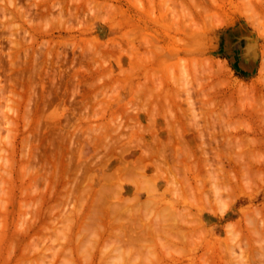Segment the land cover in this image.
Instances as JSON below:
<instances>
[{
  "label": "rangeland",
  "instance_id": "1",
  "mask_svg": "<svg viewBox=\"0 0 264 264\" xmlns=\"http://www.w3.org/2000/svg\"><path fill=\"white\" fill-rule=\"evenodd\" d=\"M7 1L0 0V264H73V261L74 264H147L157 256L163 257L157 258L159 264H264V0ZM16 5L20 6L17 10ZM23 6L27 9H22ZM20 8L27 13H21ZM247 37H255L258 45L256 61L250 66H246L239 54ZM207 60L212 66L215 63L214 69L206 65ZM222 68L223 73L219 71ZM254 86L255 89L259 86L258 91ZM207 89L208 92L215 89L213 92L218 96L213 92L204 96ZM236 90L247 92V100L243 101L246 95L241 96L242 100L236 97L242 94ZM231 92L236 98L233 97V103L230 101L234 99H225ZM253 94L263 98L259 96L260 101L254 96L256 101L253 97L248 100ZM187 96H191L188 101ZM217 98L218 104L214 103ZM252 100L258 101L257 104L251 103ZM168 116L169 119L165 118ZM179 127L182 134L178 133ZM155 133L164 143L157 137L159 144L155 142ZM174 136L184 142L178 138L171 140ZM179 141L186 145L190 142L191 148L187 150L193 151H185L188 145L185 148ZM151 146L156 148V153L151 151ZM138 155L146 158L152 155V159H146L151 160L147 163L141 156L144 167ZM208 155L210 161L209 157L205 160L204 156ZM137 158L143 165L138 161L140 169ZM173 159L175 166L183 160L182 166L178 164L181 168L173 166ZM232 159H238L237 164ZM122 163L129 167L136 165V171L133 167L131 170L136 175L123 173ZM217 166L223 172L218 177ZM239 167L244 169L242 174ZM143 169L145 173H141ZM161 171L162 175L166 173L165 177ZM107 174L111 178L105 179ZM146 174L154 180L158 177L155 184ZM210 174L218 180L210 178ZM172 176H182L186 181L183 179L181 183V178ZM222 177L230 181L223 178L227 183L221 182ZM136 181L145 190H135L132 185ZM103 183L102 194L94 195ZM174 184L182 188L176 190ZM164 187L170 188L169 191H164ZM217 188L221 191H216ZM134 199L141 205L133 208ZM126 203L132 205H126L125 210ZM207 204L217 212L210 211ZM133 209L136 210L133 214L137 212L135 216L131 213ZM241 209L247 212L242 213ZM111 212L120 220L121 216L123 223H133L136 217L134 224L139 221L138 230L142 223L139 219L143 218L146 228L153 227L154 237L153 234L151 237H157L153 245L158 249L150 245L154 239L145 229L139 230L140 237L143 239V234H147L149 238L139 237L135 243L127 238L135 234L132 228L123 240L125 234L115 232L119 229L114 231L107 226V230L100 225L105 218L104 223L116 218ZM124 214L127 219H123ZM148 217L153 224L146 222ZM168 220L178 223H166L173 225L167 227ZM231 224L233 233L239 230L237 241L229 237ZM164 225L168 230L165 231ZM157 226L161 231L159 228L157 231ZM180 226H186L188 231ZM163 235L170 237V241L166 237L161 241ZM181 236H188L189 243L181 245ZM94 237L97 238L92 240ZM69 238L80 240L69 243L66 241ZM231 243L234 249L229 252L227 244ZM233 250L241 260L235 258ZM209 251L213 254L209 255ZM182 253L186 256H181ZM82 254L89 255L84 259ZM149 254L154 257L148 259ZM153 260L150 263L157 264Z\"/></svg>",
  "mask_w": 264,
  "mask_h": 264
},
{
  "label": "bare ground",
  "instance_id": "2",
  "mask_svg": "<svg viewBox=\"0 0 264 264\" xmlns=\"http://www.w3.org/2000/svg\"><path fill=\"white\" fill-rule=\"evenodd\" d=\"M6 1H7V0H6ZM9 1H10V0H9ZM15 1H16V0H14V2H15ZM7 2H8V1H7ZM11 2H12L11 5L14 6L15 3L13 4V1H11ZM11 2H10V3H11ZM17 2H19V1H17ZM16 4H18V3H16ZM19 4H20V3H19ZM21 4H22V3H21ZM21 4H20V5H21ZM22 5H23V4H22ZM22 5H21V6H22ZM16 6H17V5H16ZM14 7H15V6H14ZM19 7H20V6L18 5L17 8H16V10H17ZM23 8L27 9V8L24 7V6L22 7V9H23ZM1 9H2V8H1ZM4 9H5V8H4ZM22 9L20 8L21 13H24L23 11H25V9H24V10H22ZM21 13H20V14H21ZM25 13H27V11H26ZM25 13H24V14H25ZM20 14H18V15L22 17L23 15H20ZM26 16H27V14H26ZM27 17H28V16H27ZM25 18H26V17H25ZM26 19L31 20V18H26ZM256 43H257V42H256L255 37H247V41L245 42L244 46H242V49H241V51L239 52L240 57H241L240 59H243V60L246 62V66H247V65L250 66L251 64H253V63L256 61L257 48H258V47H257L258 45H257ZM258 43H259V42H258ZM257 58H259V57H257ZM45 61H46V60H45ZM210 62H211V61H210ZM219 62H220V61H219ZM242 62H243V61H241V62L239 61V63H241V64H242ZM205 63H206V65H207V63L209 64V61L207 60ZM21 64H23V63H21ZM212 64H213V63H212ZM218 64H219V63H218ZM221 64H223V62H222ZM249 64H250V65H249ZM23 65H25V64H23ZM206 65H205V67H206ZM214 65H215V63H214ZM214 65L212 66L211 64H209V66H212L213 69H214ZM207 66H208V65H207ZM225 67H226V66H225ZM208 68H210V67H208ZM213 69H210V70H213ZM215 69H217V68H215ZM225 69H226V68H225ZM207 70H208V69H207ZM210 70H209V71H210ZM219 71H220L221 73H223V72H222V71H223V68H222V70H219ZM47 72H48V71H47ZM207 72H208V71H207ZM211 72H212V71H211ZM216 72H217V71H216ZM224 72H225V71H224ZM226 72H227V71H226ZM53 73H54V72H53ZM212 73H213V72H212ZM221 73H216V74H218V75L220 74V75H221ZM227 73H228V72H227ZM47 74H50V73H47ZM54 74H56V73H54ZM216 74H215V76H216ZM58 75L60 76V74H58ZM211 75H212V74H211ZM52 76H53V75H52ZM207 76H208V75H207ZM207 76H206V77H207ZM221 76H222V75H221ZM53 77H55V76H53ZM213 77H214V76H213ZM218 77H220V76H218ZM51 78H52V77H51ZM51 78L49 77V80H50ZM208 78H209V77H208ZM52 79H53V78H52ZM52 79H51V80H52ZM215 79H216V77H215ZM216 80H220V78H218V79H216ZM224 81H225V80H224ZM49 82H52V81H49ZM53 82H54V81H53ZM53 82H52V83H53ZM229 82H230V81H229ZM216 83H217V82H216ZM221 83H222V82H221ZM255 83H256V82H255ZM232 84H233V81H232ZM234 84H237V83H234ZM238 84H240V82H239ZM238 84H237V85H238ZM218 85H219V83H218ZM220 85H221V84H220ZM220 85H219V87H221ZM55 86H57V85H55ZM235 86H236V85H235ZM244 86H245V85H244ZM213 87H215V86H213ZM239 87H240V88L242 87L241 84H240ZM257 87H259V86H257ZM257 87H256V89H255V86H254V89L257 90ZM52 88H54V86H53ZM55 88H56V87H55ZM221 88H222V87H221ZM245 89H246V88H245ZM247 89H248V88H247ZM252 89H253V88H252ZM254 89H253V91H255ZM51 90H52V89H51ZM51 90H48V93H49ZM57 90H58V88H57ZM57 90L54 89L53 91L56 92ZM204 90H205V89H204ZM209 90H211V89H209ZM214 90H215V89H214ZM214 90L212 89L211 91L208 92V89H207V90H206V93L203 92V93H204V96H206L207 93H208L207 97L210 96V93L213 92ZM220 90H222V89H220ZM248 90L250 91L251 89L249 88ZM248 90H247V91H248ZM262 90H263V89H262ZM215 91H216V90H215ZM231 91H232V90H231ZM234 91H235V90H234ZM234 91H232V92H234ZM257 91H258V90H257ZM218 92H219V91H218ZM220 92H221V91H220ZM224 92H225V91H224ZM229 92H230V91H229ZM232 92H231V94H232ZM236 92H238V93L241 92V93H242V94H238V95L236 94V97H240V100H242V97H244V96L246 95L245 93H247V92H245V91H243V92H244V93H243L241 90H236ZM56 93H57V92H56ZM166 93H168V91L165 92V95H166ZM213 93H214V92H213ZM249 93H250V92H249ZM171 94H172V93H171ZM205 94H206V95H205ZM215 94H217V96H218V93H217V92L214 93V96H215ZM221 94H222V92H221ZM229 94H230V93H229ZM229 94H228V96H226L225 99L228 100V98H231V99H234V98H235L233 94H232L233 96L230 94L231 97L229 96ZM243 94H244V95H243ZM258 94H260V93H258ZM261 94H262V93H261ZM261 94H260V95H261ZM46 95H47V94H46ZM50 95H51V94H50ZM57 95H58V94H57ZM169 95H170V94H169ZM190 95H191V94H190ZM225 95H227V94H224V96H225ZM239 95H240V96H239ZM260 95H259V96H260ZM43 96H45V95H43ZM47 96L49 97V95H47ZM174 96L176 97V95H174ZM211 96H213V95H211ZM214 96H213V97H214ZM219 96H220V95H219ZM241 96H242V97H241ZM247 96H248V95L245 96L246 99L243 98V101L247 100V98H248ZM254 96H255V97L257 96V97H258V100L261 101V99H259V98H260L261 96H263V95H261V96L259 97L257 94H255V95L253 94V96H251V95L249 96L250 98H249L248 100H250L251 97H253L252 99H255ZM164 97H166V96H164ZM169 97H171V96H169ZM169 97H168V98L166 97V99H169ZM187 97H188V96H187ZM190 97H191V96H189V97L187 98V101H188V99H189ZM227 97H228V98H227ZM233 97H234V98H233ZM176 98H177V97H176ZM205 98H206V97H205ZM215 98H216V97H215ZM220 98L222 99V96H221ZM261 98H263V97H261ZM44 99H45V97L43 98V101H44ZM49 99H50V98H49ZM163 99H164V98H163ZM190 99H191V98H190ZM218 99H219V98H217V102L214 101V103H217V104H218ZM235 99H236V98H235ZM235 99H234V100H231L230 102H232V101L235 102ZM45 100H46V99H45ZM171 100H172V99H171ZM174 100H175L176 102L178 101V100H176L175 98H174ZM192 100H193V99H192ZM211 100H212V102H213L214 99H211ZM41 101H42V99H41ZM169 101H170V100H169ZM190 101H191V100H189V104L191 105V102H190ZM238 101H239V98H238ZM255 101H256V99H255ZM255 101L252 100L251 103H255ZM167 102H168V101H167ZM172 102H173V100L171 101V103H172ZM193 102H194V100H193ZM209 102H210V100H209ZM220 102H221V101H220ZM220 102H219V103H220ZM222 102H223V101H222ZM222 102H221V103H222ZM224 102H225V100H224ZM230 102H227V103L229 104ZM257 102H258V101H257ZM257 102H256L255 104H257ZM262 102H263V101H262ZM169 103H170V102H169ZM171 103H170V105H171ZM225 103H226V102H225ZM225 103H224V104H225ZM232 103H233V102H232ZM232 103H231V104H232ZM239 103H241V101H239ZM259 103H261V102H259ZM210 104H211V103H210ZM212 104H213V103H212ZM217 104H213V105H217ZM231 104H230V105H231ZM242 104H244V103H242ZM242 104H240V105H242ZM163 105H164V104H163ZM167 105H169V104H167ZM208 105H209V104H208ZM235 105H236V104H235ZM237 105H238V104H237ZM258 105H259V104H258ZM171 106H174V103H172ZM227 106H228V105H227ZM231 106H232V105H231ZM167 107H168V106H167ZM191 107H192L193 109H192ZM191 107H190V108L193 110V113H196V112H194V110H195L194 108H195V107H194V106H191ZM236 107H237V106H236ZM238 107H239V106H238ZM240 107H241V106H240ZM164 108H166V105H165ZM171 108H173V107H170V109H171ZM208 108H209V107H208ZM229 108H230V107L228 106V109H229ZM233 108H234V107L232 106V109H233ZM192 110H191V111H192ZM201 110H202V109H201ZM168 111H169V110H168ZM170 111H171V110H170ZM227 111H228V110H227ZM231 111H234V112H235V109H233V110H231ZM231 111L229 110V113H230ZM239 111H240V109H239ZM241 111H244V109L241 110ZM241 111H240V112H241ZM165 112H166V111H165ZM234 112H232V114H233ZM174 114H175V115H174ZM174 114H172V115H174V119H176L177 115H176V113H174ZM169 115H171V112L169 113ZM175 116H176V117H175ZM165 118L169 119V116H168V117H165ZM170 118H171V116H170ZM167 121H168V120H167ZM167 121H166V122H167ZM173 121H174V120H173ZM168 123H169V122H168ZM172 123H173V122H172ZM166 124H167V123H166ZM169 124H171V122H170ZM176 125H177V124H176ZM176 125H175V127H176ZM178 125L180 126V123H178ZM178 125H177V126H178ZM167 126H168V124H167ZM171 126H173V125H171ZM171 126H169V128H171ZM245 126H247V125H245ZM248 126H249V125H248ZM248 126H247V127H248ZM167 128H168V127H167ZM248 128L250 129V128H252V127H248ZM150 129L153 130V128H150ZM169 130H170V129H169ZM179 130H180V132H178V131H175V132H178V133H181V134H182V131H181L180 127H179ZM155 131H156V130H155ZM157 132H158V131H157ZM162 132H163V131H162ZM170 132H171V131H170ZM170 132H168V133H170ZM152 133L154 134V132H152ZM152 133H151V134H152ZM165 134H166V133H165ZM172 134H173V133H172ZM176 134H177V133H176ZM155 135H156V136H155ZM155 135H153V136H155L154 139H156V137L159 139V137L157 136V133H155ZM173 135H174V134H173ZM177 136H179V138L182 137V136H180L179 134H177ZM177 136H176V138H175V136H174V138H175L176 140H175V139H172V138H171V140L177 141V140L179 139ZM177 138H178V139H177ZM154 139H153V140H154ZM158 139H156V141L154 140L157 144H159V143H158L159 140H161V142H163L162 139H159V140H158ZM181 139H182V138H181ZM183 139H185V137H184ZM157 140H158V142H157ZM171 140L169 139L168 142L170 143ZM179 140H180V139H179ZM185 140H186V139H185ZM248 140H249V138H248ZM180 141L184 142L183 140H180ZM180 141H179V142H180ZM238 141H239V140H238ZM145 142H146V141H145ZM179 142H178V143H179ZM185 142L187 143V141H185ZM236 142H237V141H236ZM242 142H243V141H242ZM246 142H247V141H246ZM149 143L151 144V142H149ZM152 143H153V142H152ZM163 143H164V142H163ZM163 143H162V144H163ZM173 143H174V142H173ZM173 143L171 142V144H173ZM189 143H190V142H189ZM189 143H188V144H189ZM243 143H244V142H243ZM243 143L240 142V144H243ZM143 144H144V143H143ZM147 144H148V141H147ZM171 144H168V145H171ZM181 144H182V143L180 142V145H181ZM183 144H185V143H183ZM183 144H182V145H183ZM188 144H187V145H188ZM234 144H235V142H234ZM244 144H245V143H244ZM244 144H243V146H244ZM164 145H167V144H164ZM185 145H186V144H185ZM187 145L185 146V148L187 147ZM236 145H237V144H236ZM149 146H150V145H148V147H149ZM189 146H190V145H188V147H187L186 149H185L183 146H182V147H183V148L185 149V151H186L187 149H190V148H191V147H189ZM241 146H242V145H241ZM241 146H239V147H241ZM243 146H242V148H243ZM151 147H152L153 149L155 148L154 146H151ZM151 147H150V149H151ZM165 147H166V146H165ZM183 148H182V149H183ZM242 148H241V149H242ZM153 149H152L151 151H153V152L156 153V150H155L156 148H155L154 150H153ZM165 149H166V148H165ZM195 149H196V147L194 148V150H195ZM201 149H202V148H201ZM216 149H217V148H216ZM216 149H215V150H216ZM243 149H244V148H243ZM174 150H175V148H174ZM218 150H219V149H218ZM218 150H216L215 153H217V152L219 153ZM151 151H149V153H150ZM175 151H176V150H175ZM189 151L192 152L193 150H189ZM189 151L187 150V152H189ZM203 151H204V147H203ZM157 152H158V151H157ZM183 152H184V151H183ZM194 152H196V151H194ZM194 152H193V153H194ZM204 152H205V151H204ZM206 152H207V151H206ZM206 152H205V153H206ZM241 152H243V151H241ZM241 152H240V153H241ZM151 153H152V152H151ZM196 153H197V152H196ZM196 153H195V156H194L195 159L198 158V157H196V156H197ZM198 153H199V151H198ZM220 153H221V152H220ZM199 154H200V153H199ZM203 154H204V153H203ZM206 154H208V153H206ZM206 154H204V155H206ZM200 155H201V154H200ZM200 155H199V156H200ZM215 155H216V154H215ZM119 156H120V158H121V155H119ZM138 156H139V155H138ZM141 156L143 157L144 155H140L138 158H140ZM156 156H157V155H156ZM159 156H161V155H159ZM170 156H171V155H170ZM170 156H169V157H170ZM174 156H175V155H174ZM186 156H187V155H186ZM186 156H185V157H186ZM216 156H217V155H216ZM142 157H141V158H142ZM144 157H145V156H144ZM151 157H152V155H151ZM151 157H150V155H149V158H148V157H147V158L145 157V160H146V159H152ZM161 157H162V156H161ZM171 157H173V156H171ZM187 157H188V156H187ZM187 157H186V158H187ZM194 157H193V158H194ZM204 157H205V160H206V158H208L209 155H208L207 157H206V156H204ZM138 158H137V161H136V162H138L139 160H140V161L142 160L141 158L138 160ZM186 158H185V161L187 160ZM190 158H191V157H190ZM193 158H192V159H193ZM200 158H202V156H201ZM214 158H215V157H214ZM217 158H219V157H217ZM143 159H144V158H143ZM156 159H157V157H156ZM161 159H162V158H161ZM192 159H191V160H192ZM208 159H209L208 161H210L211 158L209 157ZM120 160L123 161L122 159H120ZM153 160H154V158H153ZM162 160H163V159H162ZM162 160H161V162H162V165H163L164 162H163ZM165 160H166V158H165ZM171 160H172V159H171ZM188 160H189V159H188ZM214 160H215V159H214ZM232 160H233V161H236V163H234V164H237V160H238V159H237V160H236V159H235V160L232 159ZM121 161H120V162H121ZM140 161H139V162H140ZM146 161H147V160H146ZM146 161H145V162H146ZM150 161H151V160H150ZM150 161H147V163L150 162ZM174 161H175V162H174ZM181 161H183V160H180L179 163L177 162V164H176V166H175L174 164L176 163V160L173 159V161H172V163L174 162V163H173V166H175L176 168H178V167L181 168L180 165L182 166V164H183V162H181ZM198 161H199V159H198ZM201 161H202V160H201ZM208 161H206V162H208ZM233 161H232V162H233ZM139 162L137 163V164H139V165H137V169H138L139 167H141V166H140V163L143 162V161H141L140 163H139ZM152 162H153V161H152ZM158 162H159V164H160V161H158ZM158 162H156V163H158ZM180 162H181L182 164H180ZM188 162H189V161H188ZM191 162L193 163V161H191ZM202 162H203V161H202ZM202 162L199 163L201 166H202V164H201ZM211 162H213V161H211ZM211 162H210V163H211ZM239 162H240V160H239ZM118 163H119V162H118ZM124 163H126V162H124ZM134 163H135V162H134ZM172 163H170L169 165H171ZM189 163H190V162H189ZM204 163H205V162H204ZM241 163H242V162H241ZM106 164H107V163H106ZM106 164H103V165H106ZM122 164H123V163H122ZM159 164H158L157 167H159ZM178 164H180V165L178 166ZM195 164H197V166H198V163H197L196 161H195ZM208 164H209V163H208ZM215 164H216V163H215ZM215 164H214V166H215ZM124 165H125V164H123L122 166H124ZM141 165H142V163H141ZM143 165H144V167H145L146 164H144V162H143ZM143 165H142V166H143ZM148 165H149V164H148ZM162 165H161V167H162ZM166 165H167V164H166ZM166 165H165V166H166ZM193 165H194V163H193ZM206 165H207V164H205V166H206ZM210 165H213V163H211ZM232 165H233V164H232ZM238 165L240 166L241 164H238ZM242 165H243V164H242ZM120 166H121V164L119 165V167H120ZM122 166H121L120 168H121V169H125V170L123 171V173H124L125 171H126V172L128 171V172L130 173V175H133V176L136 175V174L133 173V172L136 171V170H135L136 168H134V167H136V165L133 167L132 164H131V166L134 168L135 171H131V170H132V167H129V165H127V166L125 165L124 168H123ZM163 166H164V165H163ZM177 166H178V167H177ZM205 166H204V167H205ZM236 166H237V165H236ZM144 167H142V168H144ZM153 167H155V166H153ZM157 167H156V170H157ZM191 167H192V166H191ZM231 167H232V166H231ZM234 167H235V166H234ZM234 167H233V168H234ZM240 167H241V166H240ZM240 167H239V169H241ZM120 168H119V171H120ZM162 168H163V167H162ZM167 168H168V167H167ZM171 168H172V167H171ZM171 168H170V169H171ZM179 168H178V169H179ZM184 168H185V167H184ZM184 168H183V169H184ZM193 168H195V167L193 166ZM216 168H217L216 171L219 172L218 174H217V172H216V174H217L216 176L218 177V175L222 174L223 172L220 173V170L218 169V166H217ZM216 168L214 167V169H216ZM242 168H243V167H242ZM139 169H140V168H139ZM144 169H145V168H144ZM144 169L142 170L141 173L144 172ZM160 169H161V168H160ZM165 169H166V168H164V170H165ZM206 169H207V168H206ZM212 169H213V168H212ZM214 169H213V170H214ZM63 170H64V169H63ZM158 170H159V168H158ZM158 170H157V171H158ZM161 170H162V169H161ZM167 170H169V168H168ZM172 170H173V169H172ZM174 170H175V168H174ZM174 170H173V171H174ZM184 170L186 171L187 169H184ZM193 170H194V169H193ZM195 170H196V168H195ZM242 170H244V169H241V170H240V171H241V174H242ZM65 171H66V170H65ZM140 171H141V170H140ZM140 171H138V174H139ZM157 171H155V172H157ZM177 171H180V173H181V170H177ZM177 171H174V172H177ZM198 171H199V169H198ZM210 171H211V170H210ZM234 171H235V170H234ZM240 171H238V172L240 173ZM146 172H147V171H146ZM165 172H167V174H168V171L165 170ZM121 173H122V172H121ZM129 173H127V174H129ZM144 173H145V172H144ZM149 173H150V172H149ZM163 173H164V171H163ZM180 173H179V174H180ZM182 173H183V172H182ZM186 173H187V172H186ZM196 173H197V172H195V174H196ZM212 173L215 175V170H214V172L212 171ZM138 174H137V177L139 176ZM150 174H151V173H150ZM155 174H157V176H158L160 173H155ZM165 174H166V173H164V175H162V171H161V175H162L163 177H165ZM169 174H170V173H169ZM197 174H198V173H197ZM197 174H196V175H197ZM244 174H245V173H244ZM108 175H110V174L105 175V179H106V176L108 177ZM146 175H147L146 177H151V176H152V177H153V176L155 177V175H152V174H151V176H148V174H146ZM181 175H182V174H181ZM183 175H184V174H183ZM185 175H186V174H185ZM210 175H211V174H210ZM223 175H225V174H223ZM223 175H222V176H223ZM140 176H141V174H140ZM157 176H156V177H157ZM187 176H188V175H187ZM216 176H215V177H216ZM113 177H114V175H113ZM141 177L144 178L143 174H142ZM141 177H140V178H141ZM152 177H151V179H153L152 182L154 183V182L157 180L158 177L155 178V180H154V178H152ZM159 177H160V176H159ZM166 177H167V175H166ZM172 177H173V176H172ZM172 177H169V178H172ZM178 177H179V176H178ZM188 177H189V176H188ZM215 177H214V176L212 177V175H211L210 178H213V180H214ZM217 177H216V179H217ZM238 177H239V176H238ZM108 178H111V177H108ZM135 178H136V177H135ZM135 178H134V179H135ZM140 178H139V179H140ZM142 178H141V179H142ZM173 178H174V177H173ZM175 178H176V177H175ZM175 178H174V179H175ZM180 178H181L182 180H180ZM185 178H186V176H185ZM223 178H224V177H222V179L220 178V179H221V182H222L226 177H225L224 179H223ZM105 179H104V180H105ZM136 179H137V178H136ZM136 179H135V180H136ZM141 179H140V180H141ZM144 179H145V178H144ZM176 179H179L180 182L182 183L184 177L182 178V176H181V177L176 178ZM188 179H190V178H188ZM188 179H187V180H188ZM108 180H109V179H107V182H108ZM179 180H177V181H179ZM184 180H185V179H184ZM217 180H218V179H217ZM217 180H216V181H217ZM225 180H227V181L229 180V181H230V179H227V178H226ZM225 180H224V181H225ZM109 181H111V180H109ZM142 181H144V180L142 179ZM171 181H172V179H171L169 182H171ZM185 181H186V180H185ZM189 181L191 182V180H189ZM199 181H201V180H199ZM227 181H225V182L227 183ZM229 181H228V182H229ZM173 182H174V180H173ZM190 182H189V183H190ZM217 182H220V180L217 181ZM175 183H176V182H175ZM181 183H180V184H181ZM199 183H200V182H199ZM201 183H202V182H201ZM226 183H225V185H226ZM139 184H140V183L136 181V183H133L132 186L135 188V190H138V191L145 190V189H142V188H143L142 185H141V184L139 185ZM154 184H155V183H154ZM154 184H151V185H153V188L156 187V186H154ZM183 184L185 185V183H183ZM104 185H105V184L103 183V185H102L99 189H97L96 191H94V195L102 194V192L104 191V190H103V186H104ZM148 185H149V184H148ZM160 185H161V184H160ZM171 185H172V184H171ZM171 185H170V186H171ZM196 185H197V184H196ZM218 185H219V184H218ZM168 186H169V185H168ZM173 186L176 187V184H174ZM186 186H187V185H186ZM198 186H199V185H198ZM171 187H172V186H171ZM178 187H179V186H178ZM178 187H176V190L178 189ZM180 187L182 188V185H181ZM180 187H179V188H180ZM192 187H193V186H192ZM216 187H219V186H216ZM146 188H147V187H146ZM149 188H150V190L152 189L151 187H149ZM233 188H234V187H232V190H234ZM154 189H155V188H154ZM156 189H157V188H156ZM159 189H160V188H159ZM169 189H170V188L165 189V187H164L163 190H164V191H165V190H166V191H167V190L169 191ZM171 189H174V190H175V188H171ZM187 189H188V188H187ZM187 189H186V192H187ZM192 189H193V188H192ZM122 190H123V189H122ZM135 190H134V191H135ZM150 190H149V191H150ZM176 190L174 191L175 193H176ZM193 190H194V189H193ZM215 190L217 191V190H220V189L217 188V189H215ZM215 190H214V191H215ZM152 191H153V190H152ZM156 191H157V190H156ZM156 191H155V192H156ZM179 191H180V190H179ZM181 191H183V190H181ZM188 191H189V190H188ZM220 191H221V190H220ZM150 192H151V191H150ZM158 192H160V191H158ZM161 192H162V191H161ZM171 192L174 193L172 190H171ZM218 192H219V191H218ZM218 192H215V194H217ZM153 193H154V192H153ZM179 193H180V192H179ZM182 193H183V192H182ZM176 194H177V193H176ZM217 195H218V194H217ZM171 196H172V195H171ZM181 196H182V195H181ZM183 196H184V195H183ZM205 196H206V194H205ZM133 197H134V196H133ZM176 197H178V195H177ZM135 198H136V197H135ZM167 198H168V196H167ZM179 198H180V197H179ZM206 198H207V197H206ZM130 199H131V198H130ZM137 199H138V198H137ZM124 200H125V199H124ZM134 200H135V199H134ZM134 200H133V205H135V206H133V208L136 207L137 205H141V204L138 203V202H139V199H138V202H137V200H135L136 203H135ZM185 200H186V199L184 198V201H185ZM126 201H127V200H126ZM126 201H125V202H126ZM129 201H130V200H129ZM129 201H128V202H129ZM144 201H145V200H144ZM166 201H169V200H166ZM205 201H206V200H205ZM207 201H208V200H207ZM123 202H124V201H123ZM128 202H127V203H128ZM147 202H149V201L147 200ZM147 202H146V203H147ZM181 202H182V201H181ZM210 202H211V201H210ZM127 203L125 204V208H124L125 210H126V205H127V206H129V205L131 206V205H132V204H130V203H129V204H127ZM131 203H132V202H131ZM144 203H145V202H144ZM156 203H157V202H156ZM161 203H162V202H161ZM186 203H187V202H186ZM207 203H208V202H207ZM187 204H189V202H188ZM197 204H198V202H197ZM197 204H196V205H197ZM178 205H179V204H178ZM184 205H185V204H184ZM209 205L211 206V203H209ZM123 206H124V204H123ZM130 206H129V207H130ZM207 206H208V204H207ZM210 206H208V207H210ZM179 207H180V206H179ZM199 207H200V206H199ZM208 207H206V205H205V208L208 209ZM131 208H132V207H131ZM131 208H130V209H131ZM210 208H211V207H210ZM210 208H209L208 210H210ZM127 209H128V207H127ZM130 209H129V210H130ZM183 209H184V207H183ZM225 209H226V208H225ZM111 210L114 211L115 209H114V210L111 209ZM117 210H118V209H117ZM117 210H116V211H117ZM120 210H122V212H123V208L120 209ZM129 210H128V212H129ZM131 210H132V209H131ZM178 210L180 211V209H178ZM181 210H182V209H181ZM184 210H185V209H184ZM221 210H222V211H225V210H223L222 208H221ZM221 210H219V211L221 212ZM241 210H242V209H241ZM116 211H114V213L117 214ZM118 211H119V210H118ZM134 211H136V210L133 209V211H131V213L134 212ZM210 211H212L213 213L217 212V210H215L214 207H213V209L211 208ZM228 211H229V210H228ZM243 211H244V212H247V210L245 211L244 209H243L241 212L244 213ZM102 212H103V211H101L100 213H102ZM105 212H106V210H105ZM108 212H109V211H108ZM119 212H120V211H119ZM184 212H185V211H184ZM184 212H183V213H184ZM106 213H107V212H106ZM106 213H104V214H106ZM120 213H121V212H120ZM131 213H130V214H131ZM135 213H137V212H135ZM135 213H134V214H135ZM202 213H203V212H202ZM109 214H110V213H109ZM116 214H114L115 217H116ZM121 214H122V213H121ZM121 214H120V215H121ZM126 214H127V213H126ZM126 214H124V216H126ZM134 214L132 213V216H135ZM189 214H190V213H189ZM102 215H103V214H102ZM102 215H101V217L103 218L104 215H103V216H102ZM112 215H113V213L111 212V216H112ZM139 215H140V214L138 213V216H139ZM178 215H179V214H178ZM181 215H182V214H180V216H181ZM184 215H185V214H184ZM247 215H248V214H247ZM105 216H106V215H105ZM114 216H112V217H114ZM132 216H131V217H132ZM136 216H137V215H136ZM188 216H189V215H188ZM210 216H211V215H210ZM213 216H215V215H213ZM223 216H224V215H223ZM79 217H81V215H80ZM140 217H141V215H140ZM151 217H152V216H151ZM151 217H148L149 219L146 221L147 223H148V221H149V223H151V222H150ZM182 217H183V216H181L180 219H181ZM192 217H193V216H191V218H192ZM245 217H246V216H245ZM104 218H105V217H104ZM116 218L118 219V217H116ZM116 218H110V219H108V221H106L107 223H106V222L104 223V221L106 220V218H105V220H102V221H100L99 223H100V225L103 224L102 226H104L105 228H106L107 226H108V227L110 226V227H112L113 230H114V229H119V230H116V231L114 230V231H115V232L119 231V234H120L121 236H122V234H123V235L125 234V236H123V240H124V237H126L127 232H129L128 230H130V228H132L131 230H133L134 233H135V234H133V235H132V233H131V236H130V237H127V238H130V239H128V240H131V241H132V239H134V240H135V239H138L137 241L140 240L139 237L141 236V235H140L141 233H140L139 230H142V231H143V229L147 230V231H148L147 234H150V237H151V234H153V227L150 226V227L146 228L147 225L145 226V224H144L145 220H143V218L139 219V220H141V222H142V223H141V226H140L141 228H140L139 230L137 229V224H139V221H137L138 223H136V226H135V224H134V223L136 222V220H137L136 217H135L136 220H135V222H133V223H126V222L123 223V222L121 221V220H122V217H121V216H120L121 220L118 219V221L120 220V222L117 223L118 221H116ZM124 218L127 219V216H126V217H123V219H124ZM128 218H129V217H128ZM132 218H133V217H132ZM138 218H139V217H138ZM177 218H178V220H179V217H177ZM177 218H176V219H177ZM196 218H197V217H196ZM133 219H134V218H133ZM182 219H183V218H182ZM182 219H181V220H182ZM185 219H186V218H185ZM187 219H190V218L188 217ZM187 219H186V221H188ZM197 219H198V218H197ZM199 219H200V217H199ZM221 219H222V218H221ZM239 219H240V218H239ZM78 220H79V219H78ZM142 220H143L144 222H143ZM181 220H180V221H181ZM194 220H195V219H194ZM79 221H80V220H79ZM128 221H129V220H128ZM130 221H131V220H130ZM130 221H129V222H130ZM132 221H134V220H132ZM190 221H191V220H190ZM168 222H169V220H168L167 222L165 221V225H166V223H168ZM174 222H175V223H173L172 221H170L171 224L173 223V224L176 225V222L178 223V221H175V220H174ZM183 222H184V221H183ZM191 222H192V221H191ZM194 222H195V221H194ZM196 222H197V221H196ZM170 223H168V224H170ZM197 223H199V222H197ZM230 223H231V222H230ZM151 224H153V223H151ZM154 224H157V223H154ZM179 224H180V223H179ZM181 224H182V223H181ZM181 224H180V225H181ZM184 224H185V223H184ZM105 225H106V226H105ZM133 225H134V227H133ZM149 225H150V224H148V226H149ZM159 225H160V224H159ZM165 225H164V227L167 226V225H166V226H165ZM175 225H174V226H175ZM177 225H178V224H177ZM182 225H183V224H182ZM195 225H196V223H195ZM198 225H199V224H198ZM204 225H205V224H204ZM226 225H227V224H226ZM228 225H229V224H228ZM236 225H237V224H235L234 227H235ZM155 226H156V225H155ZM160 226L163 227L162 225H160ZM160 226H159V227L157 226V228L155 227V228L157 229V231L160 230ZM193 226H194V224H193ZM240 226H241V225H240ZM104 227H103V229H105ZM110 227H109V228H110ZM167 227H173V225H172V226H169V225H168ZM167 227L165 228V231H166V229L168 230ZM175 227H176V226H175ZM175 227H174V228H175ZM180 227L184 228V230H187V229H185L186 226H185V227L180 226ZM180 227H179V228H180ZM188 227H189V225L187 224V228H188ZM190 227H191V225H190ZM101 228H102V227H101ZM133 228H134V229H133ZM155 228H154V230H156ZM158 228H159V230H158ZM194 228H195V226H194ZM200 228H201V227H200ZM225 228H226V227H225ZM231 228H233V227H232V224H231ZM103 229H102V230H103ZM106 229L108 230V228H106ZM161 229H164V228H161ZM176 229H178V227H177ZM188 229H189V228H188ZM201 229H202V228H201ZM203 229H205V228L203 227ZM238 229H239V228H238ZM107 230H105V231H107ZM180 230H181V229H180ZM180 230H178V231L180 232ZM227 230H228V229H227ZM100 231H101V230H100ZM100 231H99V233H100ZM105 231H104V232H105ZM114 231H113V232H114ZM147 231H146V232H147ZM160 231H161V230H160ZM163 231H164V230H163ZM165 231H164V232H165ZM182 231H183V229H182ZM182 231H181V232H182ZM187 231H188V230H187ZM187 231H184V232H187ZM190 231H191V230H190ZM190 231H189V232H190ZM193 231H194V230H193ZM196 231H197V230H196ZM198 231H199V230H198ZM200 231H201V230H200ZM206 231H207V230H206ZM229 231L231 232V230H229ZM229 231H228V232H229ZM238 231H239V230H238ZM238 231H235V233H233V232H234V228H233V229H232V232L230 233V236L228 235L229 237L232 236V238H230V239H233V237H234L235 241H237V240H238L237 238L240 236L239 233H238L239 236H238V237L236 236ZM241 231H242V230H241ZM109 232H110V231H108L107 233L109 234ZM111 232H112V231H111ZM144 232H145V231H144ZM154 232H155V231H154ZM176 232H177V230H176ZM176 232H175V233H176ZM184 232H182V233L184 234ZM202 232H203V231H202ZM97 233H98V232H97ZM142 233H143V232H142ZM160 233H161V234H165V233H163V232H160ZM160 233H159V235H160ZM190 233H191V232H190ZM198 233H199V232H198ZM200 233H201V232H200ZM203 233H204V232H203ZM242 233H243V232H242ZM247 233H248V232H247ZM247 233H246V234H247ZM101 234H103V232H101ZM105 234H106V232H105ZM147 234H143V235L145 236V235H147ZM166 234H168V235H169V234L172 235L170 232H166ZM178 234L181 235V233H178ZM178 234H177V236H178ZM204 234H205V233H204ZM206 234H207V233H206ZM206 234H205V235H206ZM231 234H233V235H231ZM97 235H98V234H97ZM99 235H100V234H99ZM99 235H98V237H99ZM128 235H129V234H128ZM156 235H158V234H156ZM159 235H158V236H159ZM180 235H179V236H180ZM117 236H119V235H116V236H115V237L118 239ZM144 236H143V239H142L141 237H140V238H141L142 240H144V238L146 237V236H145V237H144ZM148 236H149V235H148ZM148 236H147V237H148ZM152 236L154 237V234H153ZM163 236H164V238H163L162 236H160V240H161V239H165L166 235H163ZM177 236H175V237H177ZM184 236H185V235H184ZM184 236H181V238L184 239V238H185ZM188 236H189V235H188ZM188 236H186L185 240H182V239L180 238V239H181V240H180L181 245H183V244L185 245L186 242L189 241V239H187ZM248 236H249V233H248ZM69 237H70V236H69ZM72 237H73V236H72ZM74 237H75V236H74ZM147 237H146V239H147ZM153 237H151V239H152ZM161 237H162V238H161ZM183 237H184V238H183ZM229 237H226V238H229ZM243 237H244V236H241V238H243ZM65 238H66V237H65ZM67 238H68V237H67ZM96 238H97V237H94L92 240H95ZM148 238H149V237H148ZM166 238H168V240L170 239V237H166ZM177 238H178V237H177ZM226 238H225V241H227ZM241 238H240V239H241ZM245 238H246V236H245ZM247 238H248V237H247ZM73 239H74V238H73ZM99 239H100V238H99ZM119 239L121 240L122 238L119 237ZM153 239H154V238H153ZM172 239L174 240V239H176V238H171V240H172ZM203 239H204V238H203ZM217 239H218V238H217ZM234 239H233V240H234ZM68 240H69V241H68ZM79 240H80V239H79ZM79 240H77V241H79ZM125 240H126V238H125ZM128 240H127V241H128ZM134 240H133V242H134ZM155 240H157V237H156V239H154V242H155ZM168 240H167V241H168ZM222 240H223V237H222ZM244 240H247V239H244ZM248 240H249V239H248ZM66 241H68L69 243H71V242H74L75 240L72 241V238H69V239H67ZM70 241H71V242H70ZM77 241H75V242H77ZM131 241H130V242H131ZM146 241H147V240H146ZM146 241H145V242H146ZM152 241H153V240H152ZM161 241H162V240H161ZM161 241H160V244L162 245ZM167 241L164 240V242L168 243ZM169 241H170V240H169ZM178 241H179V239H178ZM201 241H202V240H201ZM223 241H224V240H223ZM239 241H241V242H239V243H243L242 240H239ZM75 242H74V243H75ZM96 242H97V241H96ZM128 242H129V241H128ZM130 242H129V243H130ZM148 242H149V239H148ZM154 242H153V243L150 242V243H152V244H150V245L156 244V242H155V243H154ZM164 242H163V243H164ZM220 242H221V241H220ZM247 242H248V241H247ZM65 243H66V242H65ZM92 243H93V242H92ZM135 243H136V240H135ZM140 243H142V241L139 242L138 244H140ZM182 243H183V244H182ZM188 243H189V242H187V244H188ZM199 243H200V242H199ZM199 243H197V244L199 245ZM223 243H224V242H223ZM223 243H219V244H221V246H222ZM239 243H238V244H239ZM66 244H67V243H66ZM94 244H95V241H94ZM145 244H146V243H144V244H142V245H145ZM197 244H196V245H197ZM231 244H232V243H231ZM231 244H227V245H230V246L232 247V248H230V246L228 247V248H229V252H230V249H234V248H233V244H232V245H231ZM247 244H248V243H247ZM142 245H141V246H142ZM157 245H159V244L157 243ZM161 245L159 246V247H160V251H161ZM165 245H166V244H164V246H165ZM169 245H170V244H169ZM198 245H197V246H198ZM213 245H214V244H213ZM223 245H224V244H223ZM225 245H226V244H225ZM138 246H139V245H138ZM141 246H140V247H141ZM146 246H147V245H146ZM208 246H209V245H208ZM208 246H207V247H208ZM214 246H215V245H214ZM247 246H248V245H247ZM249 246H250V245H249ZM249 246H248V248H249ZM143 247H144V246H143ZM153 247H156V246L153 245ZM157 247H158V246H157ZM157 247H156V248H157ZM168 247H169V246H168ZM193 247L195 248V246H193ZM198 247H199V246H198ZM216 247H217V246H216ZM242 247H243V245H242ZM145 248H146V247H145ZM156 248L153 249V251L156 250ZM165 248H166V247H165ZM177 248H178V247H177ZM221 248H222V247H221ZM221 248H220V250H221ZM243 248H244V247H243ZM248 248H247V249H248ZM250 248H251V247H250ZM250 248H249V249H250ZM141 249H142V248H141ZM143 249H144V248H143ZM149 249H150V247H149ZM157 249H158V248H157ZM170 249H171V248H170ZM170 249H169V251L172 252ZM214 249H215V247H214ZM214 249H213V250H214ZM244 249H245V248H244ZM244 249H243V250H244ZM249 249H248V250H249ZM139 250H140V249H139ZM145 250H146V249H145ZM151 250H152V249H151ZM167 250H168V249H167ZM184 250H185V249H184ZM213 250H212V251H213ZM216 250H217V249H216ZM160 251H158V252H160ZM163 251H164V249H163ZM163 251H162V252H163ZM188 251L190 252V250H188ZM195 251H197V250H195ZM212 251H211V252H212ZM234 251H235V250H233V253H234ZM154 252H155V251H154ZM164 252H165V251H164ZM166 252H167V251H166ZM170 252H169V253H170ZM189 252H188V253H189ZM191 252H192V251H191ZM191 252H190V253H191ZM193 252H194V251H193ZM213 252H214V254H215V251H213ZM221 252H222V251H221ZM240 252H241V251H240ZM246 252H249V251H246ZM91 253H92V252H91ZM91 253H90V254H91ZM150 253H151V252H150ZM172 253H173V252H172ZM177 253H178V252H177ZM184 253H185V252H184ZM203 253H204V252H203ZM127 254H128V251H127ZM147 254H148V253H147ZM154 254H156V256H157L158 253L156 252V253H154ZM159 254H161V252H160ZM163 254H164V253H163ZM170 254H171V253H170ZM174 254H175V253H174ZM185 254H187V252H186ZM185 254L182 253L181 256H182V255H183V256H186ZM212 254H213V253H212ZM212 254H210V251H209V255H212ZM234 254L236 255L237 253H234ZM234 254H232V255L235 257ZM82 255H83V254H82ZM87 255H89V254H85V255H83V257H84V256L87 257ZM128 255H129V254H128ZM130 255H131V254H130ZM151 255H152V254H151ZM151 255L149 254V257H150V258H148V255H147L146 257H147L148 259H151ZM221 255H222V254H221ZM238 255H239V254H238ZM89 256L92 257V254L89 255ZM89 256H88V257H89ZM152 256H153V255H152ZM169 256H170V255H169ZM175 256H176V254H175ZM178 256H180V254H179ZM217 256H218V255H217ZM219 256H220V255H219ZM241 256H245V255H243V254L241 255V254H240V257H241ZM85 257H84V259H86ZM91 257H90V259H91ZM153 257H154V256H153ZM172 257H173V255H172ZM172 257L170 256L169 258H172ZM190 257H191V256H190ZM190 257H189V258H190ZM200 257H201V255H200ZM147 258H146V260H147ZM155 258H156V257H155ZM157 258H159V257L157 256ZM157 258H156L155 260H153L154 258H152L151 260H153L154 263H155V262L157 261ZM160 258L163 259L162 256H161ZM160 258H159L158 260H160ZM173 258H174V257H173ZM211 258L214 259L212 256H211ZM235 258L239 259V257H237V255H236ZM241 258H245V257H241ZM92 259H93V258H92ZM166 259H167V258H166ZM166 259H165V260H166ZM177 259L179 260V258H177ZM177 259H176V260H177ZM194 259H195V258H194ZM198 259H199V258H198ZM203 259H205V258L203 257ZM208 259H209V258H208ZM208 259H207V261H209ZM246 259L249 260V258H246ZM72 260H76V259L73 258ZM151 260H150V262H151ZM168 260H169V259H168ZM170 260H173V259H170ZM176 260H173V262L176 261ZM200 260H201V261H205L206 259H205V260L200 259ZM239 260H241V259H239ZM83 261H84V260H83ZM147 261H148V260H147ZM162 261H164V260H162ZM195 261H196V260H195ZM210 261H212V260H210ZM70 262H72V261H70ZM88 262H89V261H88ZM150 262H148L147 264H151ZM173 262H172V263H173ZM191 262H192V261H191ZM191 262H190V263H191ZM212 262H213V261H212ZM241 262L243 263V262H245V260H242ZM156 263H157V262H156ZM159 263H160V261H159L157 264H159ZM165 263H167V261H166ZM209 263H210V262H207V264H209ZM238 263H240V262L238 261ZM73 264H74V261H73ZM84 264H85V263H84ZM86 264H89V263L86 262ZM152 264H153V263H152ZM163 264H164V263H163ZM168 264H170V263H168ZM174 264H176V262H175ZM199 264H200V263H199ZM202 264H203V263H202ZM204 264H205V263H204ZM211 264H212V263H211Z\"/></svg>",
  "mask_w": 264,
  "mask_h": 264
}]
</instances>
